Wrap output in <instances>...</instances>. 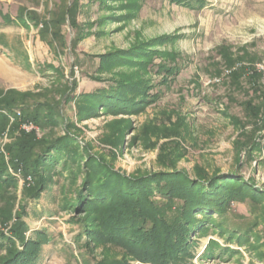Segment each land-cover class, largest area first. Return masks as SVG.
Here are the masks:
<instances>
[{
  "label": "rangeland",
  "instance_id": "rangeland-1",
  "mask_svg": "<svg viewBox=\"0 0 264 264\" xmlns=\"http://www.w3.org/2000/svg\"><path fill=\"white\" fill-rule=\"evenodd\" d=\"M205 2L203 7L189 8L168 0H0V90L29 93L20 105L25 113L36 105L56 104L65 118L56 128L42 130L31 123L20 122L14 130L7 125L0 129V153L10 166L6 147L21 129L34 130L41 138L62 135L67 123L78 136V151L85 145L89 153L127 176L171 168L191 176L196 168L209 175H241L262 196L258 201L231 200L214 218L245 233L247 248L210 231L196 234L192 262L264 264V79L251 74L264 67V0ZM62 15L61 24L52 23ZM173 32L180 37L158 48L174 51L175 59L153 58L154 64L165 62L176 69L167 84L161 82L155 65L144 73L135 66L105 68L100 62L104 54ZM220 46L226 47L232 62L225 59V51L219 55ZM230 70L237 75L233 77ZM136 72L150 79V92L158 95L154 102L137 114L114 116L99 108L94 117L79 118L83 94L114 85V73L124 77ZM252 108H258L257 113ZM170 159H175L174 165L166 164ZM84 160L82 172L71 162L63 169L58 161L57 174L37 200L25 196L19 173L16 186L0 198V209L13 205L8 226L19 215L28 226L26 238H36V231L48 236L35 264H84L101 260L102 253L120 255L118 248L92 242L86 246L84 236L77 238L79 225L70 220L77 214L71 200L82 183ZM153 197L159 203L166 201L156 193ZM65 204L67 208L62 207ZM210 239L240 253L220 260L206 258L201 254ZM16 246L22 248L20 243Z\"/></svg>",
  "mask_w": 264,
  "mask_h": 264
},
{
  "label": "trees",
  "instance_id": "trees-1",
  "mask_svg": "<svg viewBox=\"0 0 264 264\" xmlns=\"http://www.w3.org/2000/svg\"><path fill=\"white\" fill-rule=\"evenodd\" d=\"M168 1L189 8L194 4L198 8L203 7L206 3L205 0ZM63 17H57L52 23L61 24ZM2 18L10 21L5 14ZM179 37L176 32L162 34L126 50L104 54L100 56V62L105 68L114 64L135 66L144 73L155 65V72L162 75L161 82L167 84L168 78L176 74V69L165 62L154 64L153 58L173 61L176 57L174 51L159 50L158 47L172 44ZM218 51L219 55L225 51L223 55L226 59V47L220 46ZM227 59L232 62L229 57ZM144 73L124 74V77L114 73V85L83 94L78 102L79 118L94 117L99 108L114 116L132 115L144 110L158 97L157 93L150 92L152 85ZM230 73L233 77L237 75L233 71ZM251 74L261 77L256 70ZM28 94L14 89L0 90V129L10 124L14 130L20 122H24L42 130L56 128L61 119L65 120L56 104L36 105L30 113H25L20 105ZM252 109L257 113L258 108ZM10 117L13 118L11 123ZM69 128L70 125L64 123L62 135L53 133L41 138H37L34 130H20L19 136L6 147L10 166L0 153V198L7 189L16 186V174L19 173L23 177V193L27 198L37 200L57 174L54 169L58 161H62L63 169L71 162L82 172L80 163L85 159L82 183L71 200V207L77 214L70 220L79 225L77 238L84 236L86 246L92 242L109 249L118 248L120 255L115 257L102 253L101 260L94 259L84 264H194L192 260L198 242L193 236L206 235L209 231L225 242L247 248L249 238L245 233L230 229L214 216H221L231 200L242 201L250 197L258 201L262 192L252 181L232 172L209 175L200 168H196L193 176L175 168L127 176L89 153L85 145H81L82 151H78V136ZM174 161L170 159L166 164L174 165ZM155 193L166 201H155ZM65 206L62 207L67 208ZM19 208L24 213L23 203ZM12 209L13 205L0 209V251L5 250L0 254V264H35L41 245L48 236L36 231V238H26L28 226L19 215L8 226L13 217ZM1 227L8 230L4 231ZM16 243H20L22 248L18 249ZM236 253H240L239 250L210 239L201 255L220 260L224 255Z\"/></svg>",
  "mask_w": 264,
  "mask_h": 264
},
{
  "label": "built area",
  "instance_id": "built-area-1",
  "mask_svg": "<svg viewBox=\"0 0 264 264\" xmlns=\"http://www.w3.org/2000/svg\"><path fill=\"white\" fill-rule=\"evenodd\" d=\"M260 71V73H261V77L264 79V67H261V70H259ZM19 114V113H18ZM10 120H13V118L12 117H10ZM32 128V125H30V127H29V129H31Z\"/></svg>",
  "mask_w": 264,
  "mask_h": 264
}]
</instances>
